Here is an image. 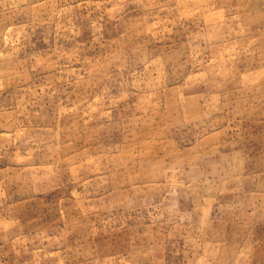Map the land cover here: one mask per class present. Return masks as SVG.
<instances>
[{
  "label": "rangeland",
  "instance_id": "rangeland-1",
  "mask_svg": "<svg viewBox=\"0 0 264 264\" xmlns=\"http://www.w3.org/2000/svg\"><path fill=\"white\" fill-rule=\"evenodd\" d=\"M0 264H264V0H0Z\"/></svg>",
  "mask_w": 264,
  "mask_h": 264
}]
</instances>
